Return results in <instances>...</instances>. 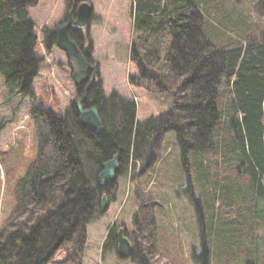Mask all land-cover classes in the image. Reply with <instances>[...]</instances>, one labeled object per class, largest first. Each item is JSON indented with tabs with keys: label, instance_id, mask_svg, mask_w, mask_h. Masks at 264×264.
<instances>
[{
	"label": "trees",
	"instance_id": "obj_1",
	"mask_svg": "<svg viewBox=\"0 0 264 264\" xmlns=\"http://www.w3.org/2000/svg\"><path fill=\"white\" fill-rule=\"evenodd\" d=\"M38 1L0 0V75L11 94L31 95L44 62L29 15ZM82 1L66 0L68 11L75 13ZM228 3L131 0L137 36L129 79L169 97L157 117L137 121L135 100L116 91L106 95L100 79L75 86L85 108H98V131L82 125L75 99L61 115L35 107L46 149L40 142L38 158L17 178L16 201L0 229V264H47L60 250L65 255L58 262L84 264L87 226L101 196L117 188L116 180L103 183L99 175L116 155V174L130 158L140 166L132 178L141 199L132 257L144 262L159 231L151 212L156 204L144 190L150 176L138 175L154 170L168 133L175 134L184 192L198 218L202 264H264V19L236 14ZM208 21L222 26L226 37L216 39ZM58 28H43L47 51L57 43ZM69 35L79 46L87 42L73 28ZM112 236L117 239L110 230Z\"/></svg>",
	"mask_w": 264,
	"mask_h": 264
},
{
	"label": "rangeland",
	"instance_id": "obj_2",
	"mask_svg": "<svg viewBox=\"0 0 264 264\" xmlns=\"http://www.w3.org/2000/svg\"><path fill=\"white\" fill-rule=\"evenodd\" d=\"M87 1L93 5L94 12L90 24L83 31L87 44L91 42V56L98 66V78L105 94L116 91L127 99L135 100L137 121L157 117L165 109L169 97L156 90L149 92L145 87L132 84L129 79L135 71V65L129 58L130 45L137 36L130 14L131 0ZM259 1L229 0L228 6L236 14L253 12L263 20L264 5L256 6ZM67 11L66 0H39L36 6L29 8V15L36 22L39 51L45 57L31 95L11 94L0 75V229L6 225L16 201L17 178L40 153V139L45 127L41 120L37 121L35 107L40 105L61 115L73 99H78L66 52L57 45L47 51L42 41L44 26L60 27ZM207 24L211 25L209 21ZM221 28H214L218 40L226 37V31ZM162 144L154 170L141 177L138 175V180L142 177L149 180L150 176L144 190L150 193L151 201L156 204L151 206L159 231L156 249L146 253L144 262L138 256L135 259L132 255L121 258L117 253V239L109 238L110 230L118 231L114 224L127 229L133 246L138 236L135 215L140 212L141 199L138 193L137 200L135 189L138 181L132 178L140 166L130 158L124 166V173L116 175L117 188L107 197L108 208L100 210L87 226L84 264H202L199 222L195 207L184 192L187 180L175 134L168 133ZM44 145L43 150L46 149ZM64 255L65 250L58 251L47 264H63L58 260Z\"/></svg>",
	"mask_w": 264,
	"mask_h": 264
},
{
	"label": "water",
	"instance_id": "obj_3",
	"mask_svg": "<svg viewBox=\"0 0 264 264\" xmlns=\"http://www.w3.org/2000/svg\"><path fill=\"white\" fill-rule=\"evenodd\" d=\"M93 6L86 0L82 1L76 10V18L71 17L70 20L57 29V46L66 52L68 59L74 64L73 79L76 85L85 83L89 78V72L92 71V80H97L99 69L97 65H91L87 56L78 44L73 41L69 35V29L72 27H85L90 24L93 15ZM79 119L82 125L86 126L90 131H98L103 127L98 108L92 106L85 108L82 98L77 99ZM119 155L103 164L99 179L101 182H109L115 180L116 172L119 169ZM101 210L108 208L107 194L102 197ZM133 245L131 240L125 234V228L120 227L117 231V252L121 258L130 257L133 253Z\"/></svg>",
	"mask_w": 264,
	"mask_h": 264
},
{
	"label": "flooded vegetation",
	"instance_id": "obj_4",
	"mask_svg": "<svg viewBox=\"0 0 264 264\" xmlns=\"http://www.w3.org/2000/svg\"><path fill=\"white\" fill-rule=\"evenodd\" d=\"M71 17H74V18H76V12L75 13H72V11H67V16H66V18H65V21H64V24H66L69 20H70V18ZM93 18V17H92ZM63 24V25H64ZM73 29L76 31V33H77V36L79 37V38H83V34H84V27H73ZM82 46H79L82 50H84V49H86V51H88L89 52V50H88V48H92L91 47V43L89 44H87V42L86 43H84V44H81ZM85 53V52H84ZM87 55V54H86ZM87 59L90 61V64L91 65H94V64H96L95 62H94V60L92 59V56H91V53H88V55H87ZM98 77H99V75H98ZM86 82H88V83H91V82H95V81H93L92 80V71H90L89 72V78H88V80L86 81ZM115 226V228H117V227H119L117 224H114ZM118 229V228H117ZM117 232V231H116ZM126 233H127V229H126Z\"/></svg>",
	"mask_w": 264,
	"mask_h": 264
}]
</instances>
